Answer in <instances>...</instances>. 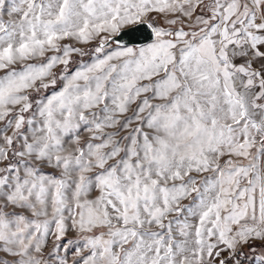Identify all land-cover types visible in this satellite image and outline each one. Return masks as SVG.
<instances>
[{
	"label": "snow or ice",
	"instance_id": "1",
	"mask_svg": "<svg viewBox=\"0 0 264 264\" xmlns=\"http://www.w3.org/2000/svg\"><path fill=\"white\" fill-rule=\"evenodd\" d=\"M0 264H264V0H0Z\"/></svg>",
	"mask_w": 264,
	"mask_h": 264
},
{
	"label": "water",
	"instance_id": "2",
	"mask_svg": "<svg viewBox=\"0 0 264 264\" xmlns=\"http://www.w3.org/2000/svg\"><path fill=\"white\" fill-rule=\"evenodd\" d=\"M133 34L135 36H137L140 39L141 42H143V37L147 36V30L141 28L138 31H135ZM125 39H127V38L125 37Z\"/></svg>",
	"mask_w": 264,
	"mask_h": 264
}]
</instances>
